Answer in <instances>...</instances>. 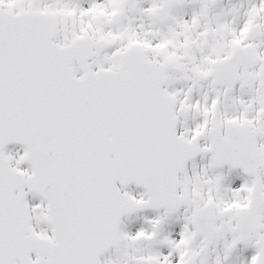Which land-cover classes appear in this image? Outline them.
Listing matches in <instances>:
<instances>
[{
	"label": "snow or ice",
	"instance_id": "6c2138e0",
	"mask_svg": "<svg viewBox=\"0 0 264 264\" xmlns=\"http://www.w3.org/2000/svg\"><path fill=\"white\" fill-rule=\"evenodd\" d=\"M244 2L0 0V264H264V0Z\"/></svg>",
	"mask_w": 264,
	"mask_h": 264
},
{
	"label": "rangeland",
	"instance_id": "374dc122",
	"mask_svg": "<svg viewBox=\"0 0 264 264\" xmlns=\"http://www.w3.org/2000/svg\"><path fill=\"white\" fill-rule=\"evenodd\" d=\"M86 6V5H85ZM146 6V5H145ZM229 6V0H221L220 5H218L215 9V12L217 13H222L223 10H225L227 7ZM244 7H247V0H245L244 2ZM243 11L244 8H241V15L239 17V22L242 23L243 22ZM177 16L183 17L185 19H187L190 15H191V7H186V8H182V9H178L175 13ZM130 17H133V24L134 25H140V24H144V25H149L150 21L147 18H140V16L137 13H129ZM221 19H223V17H221ZM227 19L231 20L232 17L228 16ZM139 31V29H138ZM197 55H199V53H197ZM191 81H187V82H180L177 81L175 84V87L177 88H181V87H186L187 84H190ZM209 91L208 88V82L207 81H203L201 82L200 87L194 91L193 93V98H201L203 96L204 92ZM229 105L231 104V101L228 102ZM200 118H193L192 114H190L189 116V123L190 124H194L196 121H198ZM9 148H11L13 151H15L16 149L20 148L17 146H10ZM20 150L22 151V149L20 148ZM196 162L197 165H202L203 163L207 162V158L201 159V157L199 156L198 158H196ZM23 167H26L27 165H22ZM191 167V162H189V168ZM225 171H227V167H225ZM230 179L232 181V186L236 187L238 186L240 183H242L243 181V176L240 174V170L236 169L233 170L230 173ZM129 191L133 192L134 194H138L139 192H141L142 190H139L135 187H133L132 185L128 187ZM29 200L32 199L31 196L28 197ZM156 215V212L154 210H148V211H140L138 213L133 214L130 217H125L124 218V223L127 227L128 230H132L135 231L137 228H139L141 225L144 224V217L148 216V217H152ZM182 224V221H173V223L169 224L168 230L171 231L173 233V235H176V233H178L180 226ZM164 251H167L166 249ZM251 254V249L247 250L245 252V255H250ZM236 264H243L242 260H238L236 261Z\"/></svg>",
	"mask_w": 264,
	"mask_h": 264
},
{
	"label": "water",
	"instance_id": "95a60500",
	"mask_svg": "<svg viewBox=\"0 0 264 264\" xmlns=\"http://www.w3.org/2000/svg\"><path fill=\"white\" fill-rule=\"evenodd\" d=\"M193 116L194 117H198V115H195V114H193ZM15 145V144H14ZM9 146H11V145H9ZM16 146H19V145H16ZM20 147V146H19ZM135 185V184H134ZM136 186V185H135ZM137 187V186H136ZM137 188H139V187H137ZM140 189H142V188H140ZM143 210H151V209H143Z\"/></svg>",
	"mask_w": 264,
	"mask_h": 264
}]
</instances>
